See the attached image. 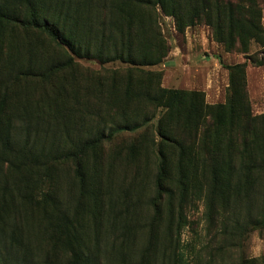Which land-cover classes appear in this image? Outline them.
Returning <instances> with one entry per match:
<instances>
[{
  "label": "trees",
  "instance_id": "trees-1",
  "mask_svg": "<svg viewBox=\"0 0 264 264\" xmlns=\"http://www.w3.org/2000/svg\"><path fill=\"white\" fill-rule=\"evenodd\" d=\"M159 10L180 31L212 27L229 51L260 44L248 59L264 66L259 0H0V264H194L182 233L195 199L209 224L264 229V112L247 61L226 65L224 103L163 87L145 68L170 51ZM78 58L131 67L87 76ZM150 106L166 110L146 182L138 140L106 143Z\"/></svg>",
  "mask_w": 264,
  "mask_h": 264
},
{
  "label": "rangeland",
  "instance_id": "rangeland-1",
  "mask_svg": "<svg viewBox=\"0 0 264 264\" xmlns=\"http://www.w3.org/2000/svg\"><path fill=\"white\" fill-rule=\"evenodd\" d=\"M259 3L264 27V0H259ZM159 13V24L170 51L161 63L145 68L163 72V87L200 90L205 93L208 103H224L229 85L226 65L247 61L248 90L253 112L255 114L264 112V66L256 65L248 59L262 48L260 44L253 42L248 54L240 50L229 51L223 43L215 39L212 27L198 23L187 27L185 31H180L174 17L160 10ZM77 62L80 71L87 76L93 72L100 74L98 72L106 71H119L123 74L131 67L130 64L119 60L102 64L96 59L78 58ZM165 110L166 108L154 109V106H150V112L154 114L150 121L133 130L118 131L117 136L106 143V152H113L120 145H130L138 140L143 149L138 160L151 162L152 167V172L147 177L148 173H144L146 165H140L141 176L146 178V182L155 178L152 176L157 167L154 160L158 156V147L155 144L161 141L157 126ZM103 114L108 118L105 112ZM110 123L111 120L108 119L106 124ZM75 189L79 192L78 188ZM151 189L147 188L148 196L152 195ZM113 199L121 200L122 196L115 194ZM206 211L207 207L203 200L195 199L190 203L188 210L190 223L183 230L182 239L184 254L192 263L249 264L244 261L252 259H257L259 264L264 263V229H247L238 236L234 234V224L224 223L220 217L215 225L209 224ZM153 264L161 263L153 261Z\"/></svg>",
  "mask_w": 264,
  "mask_h": 264
}]
</instances>
